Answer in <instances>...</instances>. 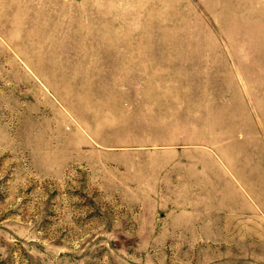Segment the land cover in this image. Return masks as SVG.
<instances>
[{
  "label": "rangeland",
  "instance_id": "374dc122",
  "mask_svg": "<svg viewBox=\"0 0 264 264\" xmlns=\"http://www.w3.org/2000/svg\"><path fill=\"white\" fill-rule=\"evenodd\" d=\"M0 264H264V0H0Z\"/></svg>",
  "mask_w": 264,
  "mask_h": 264
}]
</instances>
